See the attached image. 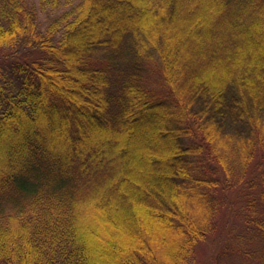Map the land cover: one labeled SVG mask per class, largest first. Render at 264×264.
<instances>
[{
    "label": "trees",
    "instance_id": "1",
    "mask_svg": "<svg viewBox=\"0 0 264 264\" xmlns=\"http://www.w3.org/2000/svg\"><path fill=\"white\" fill-rule=\"evenodd\" d=\"M38 2L0 0V264H193L220 185L264 239V0Z\"/></svg>",
    "mask_w": 264,
    "mask_h": 264
},
{
    "label": "rangeland",
    "instance_id": "2",
    "mask_svg": "<svg viewBox=\"0 0 264 264\" xmlns=\"http://www.w3.org/2000/svg\"><path fill=\"white\" fill-rule=\"evenodd\" d=\"M29 1L32 5L39 6L38 0ZM44 17V14L40 15L43 24H46ZM157 71L158 69L152 74V82H157L159 77V73L158 77L156 76ZM261 163L258 160L252 163L245 183L257 179ZM220 177L224 179L222 175ZM247 186L245 184L231 190L225 189L223 185L219 186L217 196L222 203L218 214L219 228L218 231L197 246L193 264H264V260L260 258H246L240 254L242 250H239V243L241 242L242 246L244 245L246 250L250 251V255L254 252L261 254L264 251V239L252 240L249 237L252 232L247 227L244 228V215L240 209ZM241 234L244 236V240L239 239Z\"/></svg>",
    "mask_w": 264,
    "mask_h": 264
}]
</instances>
